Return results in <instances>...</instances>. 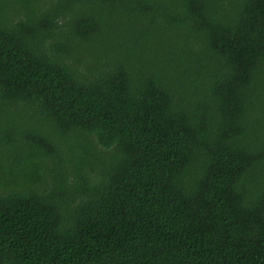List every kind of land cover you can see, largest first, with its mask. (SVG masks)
Returning <instances> with one entry per match:
<instances>
[{"label": "trees", "instance_id": "obj_1", "mask_svg": "<svg viewBox=\"0 0 264 264\" xmlns=\"http://www.w3.org/2000/svg\"><path fill=\"white\" fill-rule=\"evenodd\" d=\"M0 264H264V0H0Z\"/></svg>", "mask_w": 264, "mask_h": 264}]
</instances>
